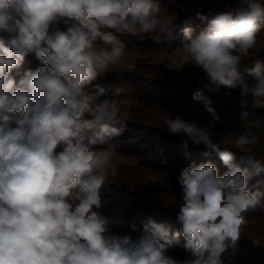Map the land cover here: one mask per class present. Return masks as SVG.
Listing matches in <instances>:
<instances>
[{"label": "clouds", "instance_id": "clouds-1", "mask_svg": "<svg viewBox=\"0 0 264 264\" xmlns=\"http://www.w3.org/2000/svg\"><path fill=\"white\" fill-rule=\"evenodd\" d=\"M164 19L160 0H0V264H176L166 252L181 236L194 257L186 264H221L247 214L264 208L260 181L256 190L249 185L264 176V160L237 162L214 141V128L177 115L165 120L167 131L216 152L227 171L220 175L212 162L182 170L180 231L149 221L135 240L111 232L101 189L112 138L128 117L119 104L125 90L100 99L104 87L86 89L124 55L117 33L164 34ZM262 29L264 0H236L197 36L191 26L182 29L185 61L206 74L194 101L214 112L210 94L239 88L241 106L264 108V61L241 66ZM29 54L43 66L17 83L10 74ZM258 139L246 130L235 144L255 147Z\"/></svg>", "mask_w": 264, "mask_h": 264}, {"label": "trees", "instance_id": "trees-1", "mask_svg": "<svg viewBox=\"0 0 264 264\" xmlns=\"http://www.w3.org/2000/svg\"><path fill=\"white\" fill-rule=\"evenodd\" d=\"M235 3L236 0H160V16L165 18L162 23L167 24L166 33L116 34L126 43L125 51L135 52V58L131 69L118 78L133 102L121 107V111L128 114L127 121L122 133L113 137L111 144L130 161L119 164L114 173L106 175L101 189V211L112 217L114 223L110 230L113 234L129 235L135 240L143 234L144 225L149 221L168 222L174 231H180L178 205L181 188L177 177L182 170L212 162L220 175L227 171L216 152L209 151L202 144H194L183 134L168 132L165 124L168 117L174 119L181 115L199 125L226 127L239 135L250 130L264 137V108L227 104L222 98L210 94L213 101L210 107L214 112H209L203 102L192 99L194 91L206 81L202 69L189 62L181 70H174L147 57L163 48L181 46L182 29L186 25L193 28V36L199 35L215 13L227 11ZM198 13L208 19H199ZM257 59L264 61V29L257 34L255 47L247 56L241 57L242 69L252 66ZM39 66H43V62L35 54H29L10 75L19 83L28 71ZM219 146L231 150L237 162L246 155L264 160V145L247 146L245 150ZM257 181H260L258 190L264 193V176L253 177L250 187L256 190ZM247 220L248 225L237 245L221 254V264H264V208L248 213ZM180 239L182 245L183 237ZM256 239L260 246L252 242ZM181 245L166 252L176 264H186L194 259Z\"/></svg>", "mask_w": 264, "mask_h": 264}, {"label": "rangeland", "instance_id": "rangeland-1", "mask_svg": "<svg viewBox=\"0 0 264 264\" xmlns=\"http://www.w3.org/2000/svg\"><path fill=\"white\" fill-rule=\"evenodd\" d=\"M65 26L61 24V28L63 29ZM147 57L152 62H159L165 65L167 68L174 70H181L187 62L184 59L181 46H177L174 48H163L156 53H151L147 55ZM135 58V52L125 51L124 55L120 58L118 63L112 65L108 72L105 73L102 77L98 78V80L93 82V85L89 86L86 90L89 92L96 91L95 85L99 84L104 87L107 91L105 96H101L100 99L110 98L112 96V92L116 87L123 88L122 83L119 81V76L121 73L126 72L131 69L133 61ZM124 89V88H123ZM125 90V89H124ZM217 97L222 98L227 104H235L241 103L240 89H220L219 93L214 94ZM133 102V98L129 92L124 91L122 97L119 98L120 107L125 106ZM215 129L217 135L213 137L214 141L217 142L221 146H233L236 147L235 141L238 138L239 134L237 131L233 129H229L226 127H215L211 126ZM258 136V143L256 145H264V137L260 133H256ZM247 146L243 148H238L241 150L247 149ZM110 160L106 169L105 175L114 173L116 167L121 163L129 162V158L121 155L115 148L111 147V151L109 153Z\"/></svg>", "mask_w": 264, "mask_h": 264}]
</instances>
